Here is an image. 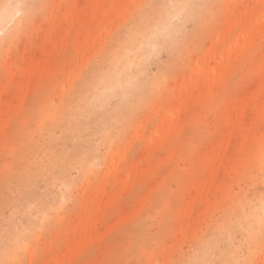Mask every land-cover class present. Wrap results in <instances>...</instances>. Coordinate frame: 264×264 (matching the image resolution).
Listing matches in <instances>:
<instances>
[{"label":"rangeland","instance_id":"obj_1","mask_svg":"<svg viewBox=\"0 0 264 264\" xmlns=\"http://www.w3.org/2000/svg\"><path fill=\"white\" fill-rule=\"evenodd\" d=\"M12 1L0 264H264V0Z\"/></svg>","mask_w":264,"mask_h":264},{"label":"bare ground","instance_id":"obj_2","mask_svg":"<svg viewBox=\"0 0 264 264\" xmlns=\"http://www.w3.org/2000/svg\"><path fill=\"white\" fill-rule=\"evenodd\" d=\"M19 12H21L19 3L14 2L12 0L9 1L7 4H5V6H3L0 9V33L4 32L9 26L13 25L14 23H18L21 21V19L17 17V14ZM147 21L148 20L145 19V22H147ZM261 86L264 87V83H261ZM115 116H116V114L115 115L110 114L109 119H111V117H115ZM5 256H6V254L4 255L0 252V262H2V260Z\"/></svg>","mask_w":264,"mask_h":264}]
</instances>
